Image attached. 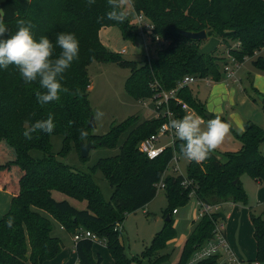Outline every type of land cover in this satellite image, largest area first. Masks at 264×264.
<instances>
[{"label": "trees", "instance_id": "16d2710c", "mask_svg": "<svg viewBox=\"0 0 264 264\" xmlns=\"http://www.w3.org/2000/svg\"><path fill=\"white\" fill-rule=\"evenodd\" d=\"M130 1L136 13H143L151 21L155 34L169 42L155 52L150 62L124 60L119 53L102 45L99 33L103 28H119L124 40L135 41L136 38V28L129 23L127 14L123 23L108 18L112 11L109 0H95L91 6L88 0H0V18L8 29L6 37L15 34L21 24H30L36 39L47 36L55 43L57 34L71 32L80 43L79 58L63 74L61 81L68 91L61 93L58 101L39 104L36 94L44 90L38 83L26 85L13 65L0 70V147L5 144L14 152V155H0V186L12 195L10 210L0 221V264H43L54 259L62 243L51 235L49 217L71 235L80 229L93 233L106 246L114 264H141V259L125 254L120 240L121 225L126 215L142 209L155 198L156 185L162 183L167 202L162 214L164 227L142 254L151 264H159L167 256L162 254L154 258L155 254L162 252L175 238L173 211L185 207L191 194L198 202L211 206L224 202L247 206L241 175L247 174L264 186V156L260 152L264 130L255 123L247 122L241 133L230 126L240 149L221 155L211 152L200 162L188 160L186 177H164L174 154L183 157L182 140H177L174 147L167 148L153 160L138 150L139 143L155 134L167 121L166 117L144 121L137 116L130 117L112 125L104 136L93 135L88 127L92 116L88 99L91 63H115L129 69L124 88L136 101L152 99L156 90L176 88L185 76L219 82L222 74L215 63V53L199 54L207 41L189 40L181 33L204 31L207 40L217 39L228 45L229 57L241 64L264 50V0ZM119 11H123L120 0ZM228 42L238 46L231 49ZM59 52L56 48V56ZM252 65L264 71V57L257 55ZM177 97L205 122L218 117L205 116L204 107L192 95L189 86L182 87ZM262 104L264 108V100ZM168 110L173 115L172 120L186 115L173 100L168 102ZM49 116L55 124L51 134L33 131L37 121L47 120ZM81 132H86V136L82 138ZM25 133L31 138H26ZM57 135L62 137V149L54 155L51 137ZM122 135L126 136L119 154L99 159L89 173L73 170L59 160L73 145L80 151V145L85 142L91 143L92 149L114 148ZM31 151H39L43 156L34 159L29 154ZM96 170L112 189L109 201L104 200L93 180ZM185 180L187 184H183ZM52 192L86 202V210L79 211L67 201H55ZM41 211L49 217H44ZM9 219L13 222L11 228L7 226ZM218 220L219 215L215 213L204 215L193 224L175 264L189 263L193 254L212 239ZM250 221L257 246L255 261L264 264V219L262 215L250 213ZM93 246L94 242L87 238L76 242L78 264H103L99 255H93ZM218 260L216 255L196 264H218Z\"/></svg>", "mask_w": 264, "mask_h": 264}, {"label": "rangeland", "instance_id": "374dc122", "mask_svg": "<svg viewBox=\"0 0 264 264\" xmlns=\"http://www.w3.org/2000/svg\"><path fill=\"white\" fill-rule=\"evenodd\" d=\"M120 8L128 15L129 23L132 25L135 12L132 2L130 0H120ZM99 38L102 45L113 53H119L121 50L126 49V54L121 55L124 60H133L137 62L143 61L144 49L142 45H135V42L141 44L139 36L135 38V41L124 40L119 28L110 27L101 29ZM228 43H230V48H235L237 46V44L232 42ZM214 53L217 68L222 70V62L226 59V56L229 57V47L221 42ZM257 55L264 57V50ZM257 55L254 58H256ZM254 58H250L249 60H254ZM129 75V69L120 67L115 63L93 62L88 67V76L90 80L88 99L95 124V128L91 129L93 135L104 136L109 132L112 125L119 124L130 117L137 116L140 121L152 120L156 118L153 101L146 100L144 101L145 104H142L141 102L134 100L126 93L124 85ZM196 85V83L192 84L191 87H196ZM258 99L257 103L262 104ZM98 112L102 113V116L97 117ZM206 124L207 122L203 121L201 125L202 129L206 128ZM228 135L229 138L227 137V141H233L231 136L232 134L229 132ZM125 136L126 135H122L120 137L118 145L114 148L109 149L98 147L91 149L86 160L81 159L80 151H77V148L73 145L68 150L65 157L59 158V160L73 170L89 173L99 159L110 158L119 154V147ZM164 143H166V140H163L161 145ZM84 144H86V142ZM61 149L62 137L58 135L52 136V154L58 155ZM213 152L217 155H221V153L216 150ZM29 154L34 159H40L43 156V154L39 151H31ZM0 155H14V152L8 146L3 144L0 147ZM187 165L188 160L184 157L178 156L177 164L171 161L164 173V177L178 175L186 177ZM175 168H177L176 171ZM93 180L99 186L104 200L109 201L112 189L100 171L96 170L94 172ZM240 180L245 185L253 182V179L247 174H242ZM245 192L249 201L247 209H250L255 215H262L263 217L264 205L261 208L256 207L254 189L249 186L246 188ZM166 206L167 202L164 190L163 188L157 187L156 196L149 204L142 209L126 215V218L121 225L120 240L124 247V252L129 258H139L141 259V264H151L150 259L148 257H143L142 254L150 248L153 238L164 227L162 214ZM216 210L219 215L222 214L223 217L225 216L224 211L220 209L219 211L218 209ZM198 212L199 205L195 196L191 194L188 204L185 207L177 208L176 213L172 214L171 218L173 221L175 238L167 244L166 248L162 252L155 254L154 258H160L162 254L167 256V259L159 264H175L178 261L182 250V242L190 236L192 224L198 220ZM41 213L44 217H49V215L44 211H41ZM50 220L53 229L54 223L56 222L51 218ZM79 231L83 232L84 230L80 229ZM58 233L61 237L64 236L62 237L64 242L63 244L72 248L71 238H73V235L66 231H60L59 226L56 234ZM51 234L53 235L54 232ZM154 258H152V260H154ZM253 260L254 259L249 261L247 258H242L241 264H254ZM104 262L105 264H109L107 263V259H105ZM25 264L30 263L27 262ZM218 264H221V261H219Z\"/></svg>", "mask_w": 264, "mask_h": 264}, {"label": "crops", "instance_id": "0c3cea01", "mask_svg": "<svg viewBox=\"0 0 264 264\" xmlns=\"http://www.w3.org/2000/svg\"><path fill=\"white\" fill-rule=\"evenodd\" d=\"M252 61L253 60L246 59L243 63L233 66V64H231V58L226 56L221 66H229L230 69L233 70L231 78L228 79L226 76L227 74L224 73L222 69L220 70L222 77L219 82H214L210 78H199L196 82V87L189 86L192 95L204 107L206 112L205 116L207 114L210 118L211 115H214L225 119L236 133L243 132L247 122L255 123L264 130V108L262 104L257 103L258 97L261 103L264 100V71L255 69L252 65ZM193 114L196 113L192 110L191 113H187L186 115ZM231 136L233 141H227L229 138V135H227L215 150L221 154L238 151L241 145L234 138L233 134ZM260 152L264 156V143H262L260 147ZM241 184L244 191L249 186L254 189L256 207L261 208L264 205V186L255 180L246 185L242 182ZM52 197L57 202L67 201L72 207L79 211L86 210V202H78L58 192H52ZM11 202L12 195L4 191L0 186V221L8 213ZM247 206L232 202H224L216 205V209H218V211L219 209L224 211L225 216L223 217L222 214L219 215L217 210L216 213L219 215V221H221V223L223 222L224 236L231 251L241 263L242 258H247L249 261L254 259L253 262L255 264L257 246L253 238L254 228L250 221V213L253 212L247 209ZM198 220L193 222V224ZM58 226L60 231H65L56 222L52 229L54 234L51 235L61 241L62 249L54 259L43 264H78L75 252L76 243L73 241V238H71L72 248H69L68 245L65 246L62 238L64 236L61 237L59 233L56 234ZM185 240L182 242V246ZM93 255L95 257L99 255L103 260V264H105V259L108 260L107 263L114 264L106 246L100 241L94 243ZM219 261H221V264H226L227 257L224 254H220L218 262Z\"/></svg>", "mask_w": 264, "mask_h": 264}, {"label": "clouds", "instance_id": "9594fccd", "mask_svg": "<svg viewBox=\"0 0 264 264\" xmlns=\"http://www.w3.org/2000/svg\"><path fill=\"white\" fill-rule=\"evenodd\" d=\"M95 0H88L91 6ZM112 11L108 18L118 23L125 21L126 13L119 11V0H109ZM6 23L0 18V70L7 69L10 65L15 66L26 85L38 83L44 90L36 94L37 102L41 105L48 104L60 99V94L67 92L61 81L63 74L79 58L80 43L76 35L71 32L59 33L53 43L47 36L34 38L30 24H21L15 34L7 36ZM59 48L56 56L55 49ZM102 113H97V117ZM202 118L197 115H185L180 119H173L169 127L175 135L184 143L180 146L182 156L193 162L205 160L229 134L230 125L219 117L207 121L206 128L202 129ZM55 129L53 117L47 120L37 121L33 131L41 130L51 134ZM26 138H31L25 133ZM86 132H81L85 137ZM11 219L7 226L11 228Z\"/></svg>", "mask_w": 264, "mask_h": 264}, {"label": "built area", "instance_id": "2783aa9c", "mask_svg": "<svg viewBox=\"0 0 264 264\" xmlns=\"http://www.w3.org/2000/svg\"><path fill=\"white\" fill-rule=\"evenodd\" d=\"M132 25L136 28V37L139 36L141 40V44L135 42L136 46L142 45L144 49L143 60H147L150 62L151 57L155 54L158 49H162L168 45V41L159 37L155 34V27L151 23V21L143 14V13H136L134 12V20ZM238 46V44H237ZM236 46V47H237ZM120 55L126 54V49H123L119 52ZM231 64L235 66L237 63L231 58ZM223 72L226 73L227 78H231L233 75V70L230 69L229 66L223 67ZM199 79L198 76H185L176 86V88L165 91L160 90L157 91L151 100L154 103V109L156 111V118L158 117H166L167 121L164 122L160 128L156 131L155 134L149 136L144 141L140 142L138 145V150L142 154L146 155V157L150 160L156 159L164 151L169 147H174V144L179 138L175 135L173 129H171L168 125L169 122L172 120L173 115L168 110V102L173 100L178 105H180L181 109L187 114L191 113L192 109L189 105L183 102L181 99L177 97L178 91L182 87L190 86L195 84ZM157 85H152V87H156ZM146 100H141L142 104H145ZM166 140V143L162 144V141ZM161 145V146H159ZM172 161L177 164L178 156L174 154ZM177 168H175L176 171ZM183 184H187L185 180ZM160 187L163 188V184L159 183L156 185V188ZM199 204V212H198V219L202 218L204 215H212L215 214L216 207L202 204ZM214 209V210H213ZM176 213V210L173 211V214ZM87 238L91 239L94 243L98 242L99 239L89 231L80 232L79 230L73 235V241L76 243L79 240ZM224 254L227 257L226 264H241V261L235 256V254L229 248L226 238L224 236V225L221 221H217L215 225V229L213 232V237L209 241H207L201 248H199L192 256L188 264H196L200 261L208 259L210 257ZM258 264V263H255Z\"/></svg>", "mask_w": 264, "mask_h": 264}, {"label": "water", "instance_id": "95a60500", "mask_svg": "<svg viewBox=\"0 0 264 264\" xmlns=\"http://www.w3.org/2000/svg\"><path fill=\"white\" fill-rule=\"evenodd\" d=\"M181 35L185 37L186 39L193 40V41H207L206 44L199 50V54L202 56L211 55L212 53L216 51L217 47L220 45V41L217 39L207 40V36L204 31L199 32V33L182 32ZM206 117L209 118V115L206 114ZM88 127L90 129L95 128L94 119L92 116L90 117ZM92 148L93 146L91 143L81 144L80 145L81 158H84V159L87 158ZM166 220L168 221L169 219L167 218Z\"/></svg>", "mask_w": 264, "mask_h": 264}]
</instances>
